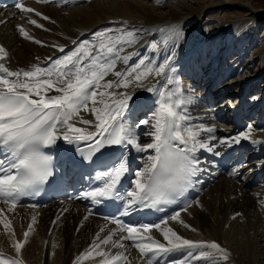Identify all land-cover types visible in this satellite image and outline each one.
I'll return each mask as SVG.
<instances>
[{
    "label": "snow or ice",
    "instance_id": "obj_1",
    "mask_svg": "<svg viewBox=\"0 0 264 264\" xmlns=\"http://www.w3.org/2000/svg\"><path fill=\"white\" fill-rule=\"evenodd\" d=\"M38 2L52 3L55 0ZM15 7L25 13L34 11L19 2ZM29 22L36 24L35 20ZM17 28L27 37L22 26ZM139 31L143 30H129L127 27L100 29L91 34V40H73V49L61 57H49L45 65L38 63L17 71L5 66L7 53L0 46V201L17 206L22 196L30 192L35 194L46 183L57 181L59 176L54 174L53 156L49 153L63 149L69 153L74 166L87 170L88 174L81 175L82 180L100 182L82 191L77 199L116 204L118 211L122 208L123 215L133 214L138 209L159 210L193 183V178L201 170L198 152L214 151L220 155L216 143L200 138L205 132L214 133L215 129L198 128L187 123L190 117L184 108L191 97L184 94L172 66L173 57L165 55L158 63L150 58L130 63L138 53L121 55L126 47H133L138 42ZM159 31L164 34L162 43L166 47L179 36L174 27ZM146 47L152 53L164 50L155 42ZM58 50L65 52L62 46ZM118 63L125 67L116 70ZM109 75L115 79H105ZM150 76L159 79L146 85ZM137 90H145L150 95L142 97ZM82 111L90 112L95 122L80 115ZM142 115L145 118H141ZM74 117H79L80 123L90 125L94 130L76 127L71 122ZM144 127L148 128L145 136L150 142L141 144L138 130ZM248 127L251 129L252 126ZM248 139L249 134L242 131L236 137L219 138L218 144L231 147ZM209 141H217V138L209 135ZM252 143L264 141L253 140ZM64 144L71 147L65 149ZM127 151L141 154L142 166L135 171L125 158ZM93 171L94 176L91 175ZM130 174L132 178L128 180ZM190 206L191 203L186 204L184 210ZM236 215L240 214H234L232 219ZM178 217L179 212H176L170 219L177 220ZM110 219L120 226L121 231L127 232L113 246L125 248L123 241H132L144 264H168L162 258L176 252L183 253V258L172 264H202V261L203 264H226L230 257L227 249L217 242L183 238L166 226L165 219L128 225L119 219ZM3 227L9 229L10 222L3 223ZM184 227L190 228L187 224ZM152 229L159 231L167 243L149 234ZM141 230L148 235L141 236L137 242L136 235ZM114 235L116 233H109L99 244L94 241V246L99 248L100 244H107ZM28 236L26 231L25 240L14 244L18 254ZM122 255L117 254L106 264H113ZM84 256L82 253L78 259ZM0 264H21V261H6L0 254Z\"/></svg>",
    "mask_w": 264,
    "mask_h": 264
},
{
    "label": "bare ground",
    "instance_id": "obj_2",
    "mask_svg": "<svg viewBox=\"0 0 264 264\" xmlns=\"http://www.w3.org/2000/svg\"><path fill=\"white\" fill-rule=\"evenodd\" d=\"M193 4H199L201 8L200 12L195 16L190 15L189 11L192 9ZM193 4L189 3L188 0H176L164 4H160L158 0H91L86 4L70 7L68 9L41 5V8L55 19L54 22L45 21L50 26L48 29L51 32L41 31L38 24L34 25L30 23V20H35L37 23L39 19V16L31 14L24 22L16 20L11 21L8 19L6 22L0 24V39L4 47H7L10 51V65L16 68L32 62L33 54L42 52L50 53L57 50L59 46L71 42L81 31L95 27L109 17L117 16L123 20V16H125L131 17L136 21H141L135 23L127 22L126 24H130L131 26L135 24L134 29L140 30L150 24H163L165 23L164 19H175L179 15H185V17L181 18L179 21H173V24L170 25L179 31V36L175 37L174 42L170 43L167 47L165 45L160 47L164 50L157 53L162 57L171 55L174 58L179 51L182 50V52H184L187 49L186 43L200 40L203 36L209 34L206 31L209 25L208 21L213 27L218 28L223 26L220 18L221 12L245 10L247 14L242 19H240V17H234L235 14L229 16L231 19L230 21H232V23H237L236 25H238L240 21H246L247 25H249L253 20L257 19L258 15L264 13V9L255 6L254 0H194ZM210 13H213L212 16L214 18L207 20L206 17ZM261 18H263V16H261ZM40 21H42V19H40ZM186 23L190 25L187 26V29L184 28V24ZM17 26H22L25 29L27 37L21 35ZM78 28H81V30H76ZM59 31L62 34L65 33L66 36L62 37V34H60V37H58ZM49 35L56 36L59 38L58 41L47 45H38L34 40V38L42 39ZM213 35H216V33L210 32L209 36ZM219 35L221 36V34ZM238 35V32L234 31L229 34L228 38H234V44L240 37ZM208 43L210 50L215 51L216 43L214 41H208ZM168 48H170L171 51H168ZM234 49L237 50L238 48ZM130 51H132V49L126 47L122 54L129 53ZM239 59L240 50L238 49L234 62L227 65L225 68H223V64L220 65L218 76H223L224 79H227L224 85L228 84V86H231V84L235 82L241 85L249 84L259 91L261 88H259V86L255 87V83L257 81L264 82V69L254 75H247L244 78L241 77V79L240 75L228 79L230 75L240 67ZM116 70H121V68L118 69L116 66ZM188 70L189 68L186 67H182L181 69L183 73ZM113 78L115 77L109 75L107 79ZM157 79L159 78L150 76L148 80L145 81V84L155 83ZM181 84L184 94L191 97L190 102L184 108L187 111V116L190 117L189 124L198 128L215 129L214 133L209 134L205 132L200 138L202 140L205 138L209 139V135H214L217 141H212V143L217 144L216 151H219L221 154L223 148L229 147L220 146L218 144V139L221 137H236L239 134L234 124L225 122L226 115L233 114L232 110L227 106L224 107L226 101H221L219 104H207L200 100V97L204 96V93L195 85L194 79L190 81L187 80L184 83L181 82ZM261 86H264V84ZM142 91L146 92L145 90ZM262 91L263 92H260L258 97L260 101L257 102L260 107L264 106V90ZM253 104L256 103L253 102ZM233 106L238 108V105ZM260 109L264 110V108ZM144 111L146 112L147 108H145ZM80 115L85 119H90L95 122V117L90 112L85 113L82 111ZM258 118L259 114L257 115L255 124L258 131H256L254 135L257 137V140L264 141V124L261 127L258 126ZM71 122L74 123L76 127L88 129L89 131L94 130L92 126L80 123L79 117H74ZM141 130L142 131L139 132L140 143L146 144L150 142L146 136L142 137V135L148 131V128L144 127L141 128ZM143 139L148 142H143ZM243 142L244 140L239 144L241 145ZM258 145L264 147V143ZM252 165L253 163H250L248 165L249 168H252ZM262 172L263 170H259L253 174V177L245 173L241 178L239 177V181H235L231 179L227 173L221 172L219 177L214 180L205 192L199 196L190 207L181 212L180 221L178 223H173L175 226L173 227L174 230L183 238L194 241L212 242L213 240L219 245L221 241L223 243L226 241V244L224 243L226 246L223 248L231 253L230 260H234L236 264H239L240 259L250 262L251 255L253 259L255 258L252 254L251 245H257L256 242L263 237V234H259L256 237V232H253V228L251 229V227H256V224L259 223L264 227V183L257 186H251L249 184L252 183L254 179L261 178L262 175L260 177V174H262ZM261 208L263 212H261ZM85 209L86 208L81 204L71 201L63 203L58 201L42 207L40 209L38 222L35 225L36 230L32 236L29 237L27 243L21 248L19 255L28 259L32 264H69L70 260L76 256L78 251L83 250L87 243L91 241L92 237L97 233L99 226L102 224L101 219L94 216H89L85 220L83 216L86 211ZM256 210L258 213L261 212V216ZM16 212H18L17 216H20L19 218L16 216L9 219L4 217L0 218V221L3 223L10 222V228H4V230L7 234L11 235V238L16 236L20 237V235H22L24 230L23 225L30 218L29 211L24 207L17 208ZM234 213H240V215L232 219L231 215ZM207 218L211 223L207 224ZM251 218L254 220L252 221ZM181 221L183 223H181ZM240 221H242V223H240ZM31 222L32 221H30V223ZM185 224L189 225L190 228H185ZM226 225H228V227H225ZM32 227H34V225H32ZM246 227L247 232L245 230ZM191 229H195V231ZM237 234H241V239H238ZM246 234L249 237H246ZM8 236L0 230V248L12 251L13 254H15L17 253L14 248L15 243L11 238L7 239ZM249 238L253 243L249 241ZM238 240H240L239 244L237 242ZM117 254L119 253L117 252L111 256L114 257ZM97 260L98 258H91L85 264H94ZM134 262L135 261H133V264L144 263V261Z\"/></svg>",
    "mask_w": 264,
    "mask_h": 264
},
{
    "label": "rangeland",
    "instance_id": "obj_3",
    "mask_svg": "<svg viewBox=\"0 0 264 264\" xmlns=\"http://www.w3.org/2000/svg\"><path fill=\"white\" fill-rule=\"evenodd\" d=\"M193 1L194 0H188V2L189 3H192L193 4ZM179 2V1H178ZM176 3V2H175ZM254 3H255V6L256 7H258V8H262V9H264V0H254ZM171 4V3H170ZM192 10V11H191ZM191 10H189L190 11V15H196L198 12H200V10H201V8H200V5L199 4H193L192 5V9ZM193 12V13H192ZM236 12V13H235ZM234 15V17H240V19H242L243 17H245V15L247 14V12L245 11V10H229V11H224V13L223 12H221L220 13V18H221V23L223 24V26H225L227 23L228 24H233L232 23V21H230L231 19H230V15ZM228 15V16H227ZM261 16H263V18H261ZM183 17H185V15L183 16V15H179V16H177L176 18H183ZM212 18H214L212 15H210V14H208L207 15V17H206V19L207 20H210V19H212ZM218 19H219V17H218ZM264 19V13H261L260 15H258V17H257V20H263ZM179 21V20H178ZM228 21V22H227ZM177 22V21H176ZM252 23V22H251ZM250 23V24H251ZM249 24V25H250ZM135 25V24H134ZM134 25H132V26H134ZM241 25V24H240ZM190 26V25H189ZM244 26H238V25H234V29L233 30H231V32H234V31H239L240 29H242ZM239 28V29H238ZM237 29V30H236ZM140 32V31H139ZM230 32V33H231ZM212 33V32H211ZM216 34H220L219 32L217 33V32H215ZM241 33V32H240ZM248 33H251L250 31L248 32ZM252 37H254V33L252 34ZM243 39H244V35H242V34H240V37L237 39V40H239V41H235V43L232 45L234 48H238L239 50H240V52L243 50ZM210 42H213L212 40L210 41ZM240 46V47H239ZM237 49V50H238ZM255 50H257V52L260 54V53H263L264 52V46H262V47H260V48H258V49H255ZM259 60V59H258ZM252 60H248L246 63H244V64H242V67H245L247 64H249L247 67H250V66H252ZM119 69V68H118ZM264 69V66L263 67H260V68H258L255 72H245V71H243V68H242V74L240 75V79H241V77L242 78H244L245 76H247V75H254V74H256V73H258V72H261L262 70ZM246 73V74H245ZM108 77H106V79H107ZM264 84V82H261V85H263ZM260 90H264V89H260ZM258 101H260V99L258 98L257 99V101L255 102L257 105H258ZM262 209V208H261ZM260 209V210H261ZM256 212L258 213V211L256 210ZM261 212H263V209L261 210ZM261 212H259L258 214H260ZM240 214V213H239ZM14 215H16V214H14ZM14 215H13V217H14ZM190 216V215H189ZM236 216H238V215H236ZM235 216V217H236ZM260 216H261V214H260ZM16 217H18V216H16ZM191 217V216H190ZM19 218V217H18ZM232 218V217H231ZM240 220V219H239ZM251 220H252V218H251ZM254 220V219H253ZM252 220V221H253ZM206 222H207V224H209V223H211L209 220H208V218L206 219ZM42 223V222H41ZM240 223H242V221H240ZM257 223H259V222H257ZM202 226H203V223H202ZM225 227H228V225H226ZM253 228V229H252ZM251 229H252V231L253 232H256V237L259 235V234H263V237H262V239H260L259 241H260V243H259V241L258 242H256L257 243V245L255 244V245H251L252 246V254L254 255V259L252 258V255H251V261L250 262H246V261H243L242 259H240V261H239V258H238V261H239V264H264V227L259 223V224H256V227H251ZM250 229V230H251ZM245 230H246V232H247V227L245 228ZM210 232H213V231H211V230H209ZM231 234V233H230ZM238 235V239L240 238L241 239V234H237ZM240 235V236H239ZM246 237H249L247 234H246ZM234 241V240H233ZM249 241L251 242V243H253L252 241H251V239L249 238ZM238 242V244L240 243V240H238L237 241ZM225 244H226V241L224 242ZM233 246V245H232ZM250 250V249H249ZM52 253V252H51ZM243 254H244V252H243ZM242 254V255H243ZM249 256V255H248ZM30 258V257H29ZM244 259H245V257H244ZM29 264H32L28 259L26 260ZM72 261V259L70 260V262ZM69 262V263H70Z\"/></svg>",
    "mask_w": 264,
    "mask_h": 264
}]
</instances>
